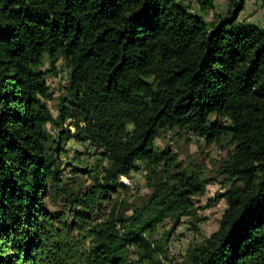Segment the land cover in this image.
<instances>
[{"label": "trees", "instance_id": "1", "mask_svg": "<svg viewBox=\"0 0 264 264\" xmlns=\"http://www.w3.org/2000/svg\"><path fill=\"white\" fill-rule=\"evenodd\" d=\"M218 1L0 0V264H163L207 187L158 150L164 130L229 137L222 170L240 184L218 230L176 264H264V26L239 20L249 0L221 15ZM47 58L69 70L56 118ZM72 139L101 155L75 169L86 188L64 180ZM142 166L153 192L125 216L121 178ZM49 198L68 204L50 213ZM166 218L172 231L153 239Z\"/></svg>", "mask_w": 264, "mask_h": 264}, {"label": "rangeland", "instance_id": "2", "mask_svg": "<svg viewBox=\"0 0 264 264\" xmlns=\"http://www.w3.org/2000/svg\"><path fill=\"white\" fill-rule=\"evenodd\" d=\"M178 1L191 12L199 11L195 0ZM227 6V0L218 1L216 13L223 14ZM202 15L205 16V14ZM206 18L211 21L214 13H209ZM239 20L264 26V5L261 2L249 0ZM40 70L45 73L46 82L52 94L47 105L56 118L59 115L61 100L66 96L69 70L61 58L54 64L47 58ZM67 125L74 132L69 122ZM155 145L159 151L170 150L176 155L178 171H185L188 175H198L201 180L207 181L205 193L192 198L195 214L183 217L179 226L173 231V222L170 218H166L152 236L153 239H160L166 232L172 231L166 245L167 254L165 257L162 256V262L163 264H176L187 257L190 248L200 245L218 230L227 209L225 194L240 185L223 174L222 170L223 163L234 148L229 137H223L219 143L207 145L203 140L179 130L161 131ZM65 149L66 152L61 156L65 169V182L71 184L75 181L78 186L82 185L86 188L91 184L90 179L75 172V169H93L101 160V155L89 144L73 139L66 142ZM148 176L149 170L142 166L141 170L134 173L131 179L121 178V182L127 185V191L124 194L125 216L131 215L136 207L142 206L151 196L153 190L149 187ZM67 204L49 198L46 206L50 213H57L65 209Z\"/></svg>", "mask_w": 264, "mask_h": 264}]
</instances>
